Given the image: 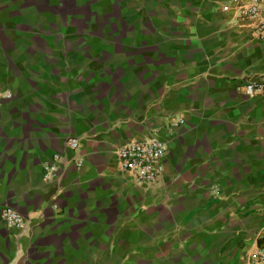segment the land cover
Segmentation results:
<instances>
[{"label": "crops", "instance_id": "crops-1", "mask_svg": "<svg viewBox=\"0 0 264 264\" xmlns=\"http://www.w3.org/2000/svg\"><path fill=\"white\" fill-rule=\"evenodd\" d=\"M67 1L96 4L82 42V16L48 9ZM227 2L0 0V264H249L264 241V94L244 85L264 77V40ZM155 135L164 170L140 186L117 150Z\"/></svg>", "mask_w": 264, "mask_h": 264}, {"label": "built area", "instance_id": "built-area-1", "mask_svg": "<svg viewBox=\"0 0 264 264\" xmlns=\"http://www.w3.org/2000/svg\"><path fill=\"white\" fill-rule=\"evenodd\" d=\"M223 8L233 16L235 24L245 27L248 34L258 40H264V0H228ZM247 95L264 94V77L258 81L249 80L244 85ZM67 145L77 150L79 140L70 139ZM168 152L166 142L158 135L144 140H134L117 150L121 170L128 174L137 185L155 186L160 182ZM61 156H55L52 164L45 167V180L52 179L59 169ZM82 167V158L74 160ZM2 220L9 230H24L27 218L19 211L6 208L1 213ZM249 264H264V241L257 244L249 254Z\"/></svg>", "mask_w": 264, "mask_h": 264}, {"label": "rangeland", "instance_id": "rangeland-1", "mask_svg": "<svg viewBox=\"0 0 264 264\" xmlns=\"http://www.w3.org/2000/svg\"><path fill=\"white\" fill-rule=\"evenodd\" d=\"M75 5L76 4L74 2L67 1V2L62 4V7L61 6L60 7L50 6L48 9L50 11H52V12H57V13L63 14V15H66L67 13L72 14V12L75 11L76 12L75 15H77V13H78V15L82 16V18L84 19L82 22L74 21L72 23V24H77L76 25L77 27L79 26L80 29H78V31H80V32H77V33L79 34L78 37L81 39V42H82V41H84L83 37L87 33V30H89L91 28V26L92 27L94 26V24H93L94 20L90 18V16L93 15V14H91V10L90 9H91L92 6H94L96 4H94L93 2L87 1L84 4H80L81 6L79 4H77L78 7L80 6L81 8L80 7L76 8ZM99 5L101 7H104V8H108L109 7L110 8L109 10L112 9V4L111 3L110 4L109 3H103V4H99ZM121 5L122 4H120V3H115L114 4V11H115L114 15H117V17L119 18L118 20H122V16H121L120 12H122L121 10L123 8L121 7ZM105 20H106V22H108V16H107V18L105 17ZM101 28H99V29H101ZM91 33L95 34L94 32H91ZM100 37H102V36L100 35Z\"/></svg>", "mask_w": 264, "mask_h": 264}]
</instances>
